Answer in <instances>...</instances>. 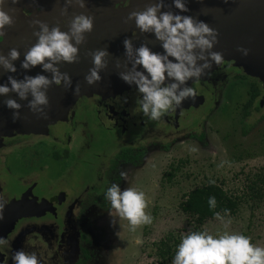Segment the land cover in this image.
Returning <instances> with one entry per match:
<instances>
[{
    "label": "rangeland",
    "instance_id": "rangeland-1",
    "mask_svg": "<svg viewBox=\"0 0 264 264\" xmlns=\"http://www.w3.org/2000/svg\"><path fill=\"white\" fill-rule=\"evenodd\" d=\"M99 1L102 5L100 7L96 3V6H93V13L104 9V14L106 13L113 21V8L119 11L123 1L117 4L113 0ZM134 1L140 2V0ZM133 6L134 10H140L137 3ZM161 11H167V9L163 7ZM192 12L194 13L195 10ZM123 15H125L123 23L127 25L128 22H125L127 13L124 12ZM96 22L98 25H93L92 29L96 38L93 48L108 49L105 46L107 40V44L111 41L123 51L119 50L117 54H115L117 52L115 49L113 50L115 52L108 51L110 63L107 62V66L100 70V73L108 71L107 68L115 69L117 73L126 71L124 64L127 61L124 55L125 37L123 35H126L127 30L122 27L119 31H114L115 27L112 28L109 24L108 33L106 24H101L99 20ZM22 31L20 29L18 33ZM150 34L148 33L147 41L151 38ZM24 36L28 39L29 35L24 32ZM32 39L37 42L38 38L34 35ZM140 40L145 44L143 33L140 39L138 36L136 42L138 46ZM87 53V51L80 52L79 56H83L86 60L82 66L88 74L93 66L87 63L92 59ZM117 59L120 61V68L116 67ZM234 64L233 66L237 67V72H234L235 76L232 75L233 72L229 73L230 76L226 73L222 74L225 71L229 72L226 69L222 71L223 66L228 65L226 62L209 71L211 73V71L221 70L218 90L217 87L214 89L213 86H216V83L210 79L213 85L211 87L216 94L209 100L205 95L197 92L199 90L197 84H208L209 78L201 76L199 79H189L183 87L192 86L195 87L194 90H197H195V99L188 98L187 102L183 101V109H185L183 117L176 120L177 122L173 121L172 115L170 116L172 120L168 122H164L161 118L152 120L155 122L151 126L144 127V135H140L141 126L134 130H129L131 127L128 130L115 129V127H107L108 121L103 119L89 121L91 134L89 131V137L85 138L84 135L78 134L82 127L79 124H76L78 132L66 127L71 116H69L67 107L69 103L64 99L55 104H48L50 108L48 106L45 108L46 119L33 112L25 113L23 117L20 114V118L15 122L23 126L26 131L19 134L30 136H25L16 142L13 140L8 142L9 147L0 148L2 149L0 157L1 153H8L11 157V162L8 161L12 169L9 171L10 184L17 185V189H23L38 179L36 180L38 186L48 181L50 184L46 183L45 186L50 188L56 186L58 182L61 183L62 180L71 179L68 186L70 187V184L76 186L77 174H73L76 170L79 174L80 184L78 186L81 187L74 192L70 191L72 195L67 196L74 200L68 204L72 206L68 225L74 227V230L71 237H63L67 238L66 244L59 242L58 248L57 246L55 248L56 244L52 243V239L49 241L50 236L42 237V234L46 232L43 226L44 228L46 225L50 226L48 219H51V215H44L32 227L28 226L22 232L16 233V226L20 220L24 221L31 213L39 217L38 207L45 199L34 195L29 189L22 195L12 197L10 191L3 187L4 180L0 178V204H4L2 218H0V238L8 241L6 245H0V264H14L12 256L18 250L35 253L39 264H79L82 261L84 264H172V260L162 261L157 251L158 243L160 239L167 238L169 234L174 236L169 239L171 245L175 244L173 239H176L179 244L181 237L189 232L191 223L183 213L180 203L188 191L209 184L210 179L214 180V184L220 186L228 196L234 198L237 206L232 213H220L225 217V221H231L227 227L224 222L214 216L204 221L200 231H207L214 236L224 231L239 233L250 237L254 245L264 247V117H262L264 111L249 110L252 106L248 108L243 106L249 95V82L255 79L263 84L264 81L261 77L255 76L253 74L255 72L247 69L246 62L240 63L237 60ZM128 67L130 68L131 65L128 64ZM74 69L78 73L82 72L80 69ZM239 74L241 76L238 77ZM14 75H17V79H22L25 75L32 76L33 74L31 71L20 68ZM101 77L104 79L106 75ZM105 80L108 82L107 79ZM110 80V82L117 83L116 87L119 91L124 90L125 87L129 89L135 86L125 83L119 76H112ZM102 85L106 87L102 82L92 85L87 82L83 84L82 87H86L84 98L94 99V95L100 92L97 89ZM109 87L112 86L109 84ZM74 88H69V92L73 93ZM64 92L63 82L60 86L56 85V93L51 94L52 100H58ZM90 92H93V96ZM47 93L48 90L46 95ZM14 94L10 96L17 100ZM107 94L111 96L109 90ZM74 99L77 98H69L72 101ZM90 111H92L91 106ZM48 116L51 117L48 118ZM36 117L40 119L32 125ZM142 119L143 116L136 117L133 123L136 122L137 126ZM48 123L52 139L65 140L64 130H66L70 134V141H61L59 145L52 144L51 137L46 136ZM56 124L58 125L55 126ZM36 142L40 143V148H36ZM85 142L86 144L89 142V145L86 146ZM84 147H88L87 152L92 151L93 158L90 157L91 163L87 165L91 164L90 168H94L92 177L89 178L85 187L82 183L85 180L82 175L85 174V167L79 169L80 152L78 151V148ZM140 148L144 149L143 155L133 163L117 158L121 149L137 150ZM192 149L197 151H192ZM55 153L58 155L55 156ZM1 160L3 159L0 158V163ZM222 161L228 163L220 167ZM121 171L127 173L126 178L121 177ZM5 183L8 182L5 181ZM114 183L118 184L121 190L131 187L145 193L149 201L146 212L153 217L150 225H144L131 231L127 220L117 217L114 211H112V216L109 215L111 205L104 193ZM66 186L62 185V188L66 189ZM80 189H82L81 192L77 193ZM49 190L52 188L44 187L43 189L44 192ZM64 197L61 198V208L64 205ZM35 205L37 210H32ZM113 218H115L114 221ZM65 223V218H62V224ZM37 226L38 228L34 230ZM56 235V238H61L60 233ZM68 244L69 247L65 248L64 246ZM83 248L88 252L85 260H83ZM58 249H62L60 253L64 259L56 263L55 258L57 260L60 258ZM50 251H52L51 254Z\"/></svg>",
    "mask_w": 264,
    "mask_h": 264
},
{
    "label": "clouds",
    "instance_id": "clouds-1",
    "mask_svg": "<svg viewBox=\"0 0 264 264\" xmlns=\"http://www.w3.org/2000/svg\"><path fill=\"white\" fill-rule=\"evenodd\" d=\"M3 2L4 0H0V5ZM16 2L17 0H12V3ZM172 4L179 10L178 13L170 10L161 11L165 7L164 2L157 0L142 11L129 12L125 18V22L134 20L141 33H153L164 50L163 53L154 52L144 43L134 48L131 39L125 38L123 41L126 71H121L118 75L125 83L135 84L141 94L137 101L139 111L150 120H159L187 98L195 99V90L181 85H186L189 79H199L205 75V70L212 67V62L216 65L223 63V55L212 51L213 46L218 43L217 29L190 15H181L180 13L189 11L186 0H172ZM72 5L85 8V0H64V6L60 9L61 15L66 14L68 7ZM13 22V17L0 7V40L5 35V26H11ZM31 24L39 26V30L33 33L38 39L25 53L20 67L30 70L39 65L44 72L51 73V78L36 74L25 75L23 79L18 80L9 75L8 84H0V95L15 92L21 100H28L26 106L31 112L46 119L45 108L49 104L46 91L52 84L60 86L62 82L65 89L72 86L70 76L66 72H61L58 65L61 62H79L78 46L85 43V33L92 31L93 17L83 13L74 15L68 22L66 32L61 31L58 24L51 28L40 20H33ZM236 50L242 55H247L249 51L242 46H237ZM87 54L92 57L93 67L89 69L84 79L87 84L92 85L101 80L99 73L107 66L105 58L110 53L104 48L89 51ZM19 57L18 50L12 48L7 56L0 54V66L7 72L15 73L17 68L13 61ZM170 57L173 59H169ZM198 61L203 63H197ZM128 64L131 65L130 68ZM137 66L143 71L138 70ZM116 67H121L118 59ZM166 79L172 82L165 84ZM79 91L80 85L77 84L73 94ZM4 104L13 110L14 121L20 118L19 109L22 105L17 100L8 98ZM225 163L228 162L222 161L219 166L223 167ZM120 175L126 178L127 173L121 171ZM209 183L214 184L215 181L210 179ZM104 196L111 205L109 215L112 216L114 211L117 217L127 220L131 231L153 222L151 214L146 212L149 201L143 191L131 187L121 190L120 186L114 183L107 188ZM208 204L210 209L215 208L214 196L209 197ZM3 207L4 204H0V218ZM228 211L225 209V214ZM215 216L225 223V227L231 223L230 220L225 221V217L220 213H215ZM7 243V240L0 238V245ZM12 259L14 264H39L35 253H26L22 250L16 251ZM172 264H264V247L254 245L250 237L239 233L224 231L214 236L207 231L190 232L181 237Z\"/></svg>",
    "mask_w": 264,
    "mask_h": 264
},
{
    "label": "flooded vegetation",
    "instance_id": "flooded-vegetation-1",
    "mask_svg": "<svg viewBox=\"0 0 264 264\" xmlns=\"http://www.w3.org/2000/svg\"><path fill=\"white\" fill-rule=\"evenodd\" d=\"M122 1H123L122 6H124V4L130 5L131 0H129L128 3H127V0H113V2H115V4H117L118 2H122ZM96 3H97V6L101 7L102 2H100L99 0H85V8H80L76 5H72V6L68 7L67 13L64 15H61V11H60V9L64 6V0H17L16 3H12V0H4L3 4L0 5V7H2L4 11H6L10 16L13 17L14 22L10 27H11V29L14 28L16 30V32H15L16 35H14L16 38L19 37V38L26 39L24 36V32L27 35L28 31L30 33H34L35 31L39 30L38 25L31 24V21H33V20H40L42 22H45L48 24L49 28L58 24L60 27V30L66 32V31H68V22L71 20V18L74 15H78L81 13H83L85 15H91L93 17V25H95V26L98 25L96 20H99L101 22V24L102 23L106 24L107 25L106 29H107L108 33H109V29H108L109 24H111L112 28L115 27L114 31H119L122 27H124V29H126L128 31V29H129L128 26L130 23H127V25H124L123 20L120 19V14H122V12L119 13V11H116V9L113 8L114 18H113V21H111L112 18H110L106 13L104 14V9L103 10L101 9V10L93 13L94 12L93 6H96ZM222 5H223V3H222ZM169 10L172 11L173 13H176V8L173 6V4H172V6H168V11ZM225 11L226 10H222L223 15H224ZM97 14H98V16H97ZM218 15H219V13H218ZM96 16L98 18H96ZM112 22H113V24H112ZM262 22H264V20H262ZM224 25L227 27V25L225 23H224ZM219 26H220V29L223 30L222 29L223 27L220 25V23H219ZM20 29L23 30L22 31L23 33L22 32L18 33V31ZM125 33H126V31H125ZM85 37H86L85 43L78 46L79 53L96 50L93 48L95 43H96V38L93 35V31H91L90 33H85ZM123 37L127 38L126 36H123ZM150 37L151 38H149V41L151 40V42H150V44H151L152 41H154V39H153L154 35L150 36ZM147 38H144V39L147 40ZM229 42L233 43L234 41L230 40ZM114 44L115 43H113L111 41L107 44V40H106L105 46L108 47L107 51H113L114 47H115ZM150 44H148V47L152 51L162 53L161 51L163 48L161 47L160 41H158V44H155L154 42L151 46H150ZM10 49H12V48H9V50ZM9 50L6 51L7 52L6 55L5 54H3V55L7 56ZM119 50L120 49L116 50L117 52L115 54H117ZM113 52H115V51H113ZM105 59L107 60L108 63H110L109 62L110 57H106ZM169 59H173V58L170 57ZM84 61H86V60L83 58V56H79V62H76V63L61 62L58 65V67H59V70L61 72H66L70 76L71 81H72V79H74L75 77L78 78V76L81 77L82 75H84V77H85V75H86L85 72H87V70L84 69L82 66V63ZM228 62L230 63V65L223 66L222 71L224 69H226V70H229V72L225 71L222 74H225V73L229 74V73L233 72L232 75L235 76L236 73H234V72H237V69H236L237 67L233 66V61H228ZM14 63H16V62L14 61ZM80 63H81V65H77ZM87 63H90V65L93 66L92 59L87 61ZM112 63H114V61ZM17 64H20V62H17ZM113 65H115V64H113ZM74 68L80 69L85 74H83L82 72L78 73V71H76ZM107 69H108V71L105 70L99 74L100 75H107V76L114 75V73H115L114 69H110V68H107ZM74 71H76V73H74ZM219 72H221V70H217L215 72L211 71V73L207 75V77L209 78L208 80L213 79L214 80L213 83H216V86H213L210 83L211 80L208 82V84L204 85V83H202L203 86H202V84L201 85L197 84V87L199 88V90H197V89H195V90H197V92L199 94L205 95V97L208 98L207 100H209L210 97H212V96L214 97V94H216V92L214 90L215 87H217V90H218V85H219L218 78H219V74H220ZM253 74L255 76H257L258 78L261 77V79H263V81H264V77H262L261 75L258 76L257 73H253ZM50 75H51V73H50ZM229 76H230V74H229ZM239 76H241V75L239 74L238 77ZM104 79H106V78H104ZM168 80H170V79H168ZM99 82H101V81H99ZM107 84L108 85L110 84L112 87L108 88ZM107 84H104V86H106V87H103V85H102V87H99V89H97L100 92H99V94L94 95V99H92V98L90 100L85 99L84 98L85 96H83L84 90L80 93V96L77 97V99H74L73 101L68 99L69 104L67 107H68L69 116H71V117H70V120L67 122L68 126H66V127L73 129V131L77 130V132H78V128H76V126L79 124L82 127L80 128L81 131L78 134L84 135L86 138L87 136L89 137V131L91 134V130H90L91 127L89 125V121L94 122L96 120L105 119L108 121L107 127H115V129L117 128V129H124V130L127 129L128 130L130 127L132 128V126H133L134 128H132V129L130 128L129 130H134L138 126H141L140 135H142V134L144 135V132H145L144 127L146 125L151 126V124L155 121L150 120L148 117L144 116L142 113L139 112L137 101L141 98V94L138 92L137 88L136 87L129 88V89L124 88V90L121 89V91H119V89L115 86L116 84L114 82H112V83L107 82ZM98 86H99V84L97 85V88H98ZM113 86H115V87H113ZM211 86H213L214 89H212L213 87H211ZM248 88H249V95H248L246 102L243 104V106H245L247 108L252 106V109L249 108V110L264 111V82L262 84L260 81L252 79L251 82H249ZM108 90H109V92H111V96H109L107 94ZM90 94H91V96H93V92H90ZM56 102H59V101H55V103ZM90 106H91L92 111H90ZM48 108H50L49 105H48ZM183 110H185V109H183V101H182L181 105L175 106L174 109L172 108L168 111V112H173L172 114L167 113V114L163 115L161 117V120H163L164 122H168V121L172 120L170 117L172 115L173 121L177 122L178 119H180V117L181 118L183 117ZM51 112H53V111H51ZM142 116H143V119L140 120V122L136 126V122L134 124L133 120L136 117H142ZM50 117L51 116H48V118H50ZM262 117H264V116H262ZM47 125H48V132H47L46 136H47V138H49V136L51 137L50 130H49V123ZM57 125L58 124H56L55 126H57ZM150 130H151V128H150ZM64 133H65V140L64 139H55L54 140L51 137L50 139L52 140V144L55 143V144L59 145L58 143L61 141H67V142L70 141L69 132L64 130ZM74 133H76V132H74ZM25 136H30V135L23 134L21 136L20 134H16L13 136H11V135L8 136L6 134L5 135L2 134V135H0V148H2L4 146H5V148H7V147H9L7 145H9L10 142H12L13 140H14V142H16L18 140H21ZM90 137H91V135H90ZM84 144H86V142ZM36 145H37L36 148H40V143L36 142ZM88 145H89V142L86 144V146H88ZM42 146H43V144H42ZM80 147H82V145ZM85 147L84 148H78V151L80 152V154H79L80 155L79 169H82L83 167H85L84 168L85 174L81 173L85 177V180L82 182L84 187H85V184H87L89 182V178L92 177L91 175L94 172V170H93L94 168L93 169L90 168L91 164L87 165L88 163H91L90 160H92V159L90 157L92 156V158H93V154H91L92 151L89 150L87 152L86 149H88V147L87 148H85ZM1 151H2V149L0 150V152ZM143 151H144L143 148H140L137 150L121 149V151L118 152L117 158L126 160L130 163H133V162L137 161L138 159H140L141 155H143ZM138 152H140L141 154H139L136 158H134L133 155L138 153ZM123 153L131 154V157L125 158L121 155ZM56 155H58V153H55V156ZM0 158L3 159V160H1L2 162L0 163V178L4 180V182H2L3 187L5 189H7L8 191H10V193L12 194L11 195L12 197H16V195H20V194L22 195L23 192L26 193V192H28L27 190L29 189V191H31L34 195L40 196V197H42V199H45L43 201L42 205H40L38 207V214H39L38 216L39 217L37 218L36 217L37 214L34 215L31 213L30 216L28 218H26L24 221L20 220L19 224H17V226H16V230H17L16 233L22 232L28 226L32 227L33 224L35 222L39 221L38 219H40L44 215L45 216L51 215V217H50L51 219H48L49 220L48 224L50 226L46 225V228H44L45 226H43V230H45L46 232H44L45 234L44 233L42 234V237L50 236L49 241L52 239L51 240L52 243L54 245L56 244L55 248H56V246L58 248L59 242H61L63 245L66 244L67 238L65 239L63 237H71L72 231L74 230L73 229L74 227L68 225V223L70 221L69 213L71 212V208H72V206H70L68 204H70V202H74V200L71 199V197L67 198V196L72 195V193H69L70 191L74 192V191H76V189H79L81 187V186H78L80 184V182L78 181L79 180L78 171H76V170L73 171V174H77L76 186H74L72 184H70V187L68 186L71 179L62 180V181H60L61 183L58 182L59 184L57 183L56 186L50 187V188H52V190H49L48 192H44L43 191L44 187H46L47 189H50L49 186H45V184L46 183L50 184V183L48 181H46L44 184L41 183L40 186H38L39 185L38 181L36 182V180H38V179H36L29 186H27L23 189H17V187H18L17 185L13 186L9 182V178H10L9 171H12V169H10L11 164L8 163V161L11 162L10 155H8V153L7 154L1 153ZM87 167H89V169ZM5 181L8 183H5ZM62 185H67L66 189L62 188ZM82 189L78 190L77 193L81 192ZM61 190H63V191H61ZM63 196H65L64 197L65 199L63 201V204H64L63 208H61L60 203H61V198ZM37 206H38V203H37ZM32 210H37L36 205L32 207ZM60 218H61V220H60ZM62 218H65V221L67 224L66 223L62 224ZM25 221H27V222H25ZM36 228H38V226L34 227V230ZM39 230H40V227H39ZM57 233H60L61 238H59V237L56 238ZM66 233H67V235H66ZM57 242H58V244H57ZM64 247L65 248L69 247V244L67 246H64ZM62 249H60V250L62 251ZM60 250L58 249L59 253L61 252ZM82 251H83L82 252L83 260H85L88 257V252L85 248H83ZM51 252L52 251H50V254H51ZM59 255H60V258L58 260L55 258L56 263H58L62 258L64 259V257L62 256L61 253ZM79 264H84V261L80 262Z\"/></svg>",
    "mask_w": 264,
    "mask_h": 264
},
{
    "label": "water",
    "instance_id": "water-1",
    "mask_svg": "<svg viewBox=\"0 0 264 264\" xmlns=\"http://www.w3.org/2000/svg\"><path fill=\"white\" fill-rule=\"evenodd\" d=\"M132 3L124 4V6L121 7L119 10L120 19H124L125 15L124 12L128 13L134 10V4H138L139 11H142L146 8V6L150 4H154L157 2V0H140V2H136L134 0H131ZM130 1V2H131ZM129 0H127V3ZM165 8L168 11V6H172V0H163ZM223 3V5H222ZM187 7L189 9L188 12L180 13L181 15H190L196 19L202 20L205 23H207L210 27L217 29L219 35H218V43H216L212 51L220 52L223 55V63L227 62L228 65L230 63L228 61H233V64H236V61L238 60L240 63L246 62L248 67L247 69L251 70L252 72L257 73L258 75H261L264 77V0H186ZM192 10L195 12L193 13ZM222 10H226L224 15L222 14ZM179 10L176 9V13H178ZM219 13V15H218ZM197 15V16H196ZM127 17V16H126ZM124 21V20H123ZM129 24V29L126 31L127 38L131 39L133 45L137 44L138 36L140 39V35L142 33L140 30L135 26L134 20L127 21ZM220 25L223 27L221 30ZM224 23L227 25V27L224 25ZM5 35L2 40H0V54H7V50L9 48H15L20 53L19 59L15 60V64L17 70H20V64L21 61L24 59V55L27 52V50L36 43L33 38V33L27 32L28 39L15 37L16 30L14 28L11 29L10 26H5ZM135 32V35H134ZM140 34V35H139ZM154 34L151 33L150 36H153ZM143 37L147 38L148 33H143ZM154 41L150 44V41H147L144 39L145 44L150 46L153 44H158V40H156L154 36ZM234 41L233 43H230L229 41ZM141 45V40L139 43V46ZM114 49L118 50L119 47L114 44ZM138 44L135 47H139ZM237 46H242L243 48H247L248 54L242 55L239 51H237ZM134 47V48H135ZM121 51V50H120ZM123 52V51H121ZM120 52V53H121ZM164 52L163 49L161 51ZM242 61V62H241ZM17 62H20V64H17ZM203 63L202 61H200ZM234 64V65H235ZM221 65V64H220ZM219 65H216L214 62H212V67L210 69L205 70V75H202V77H207V73L212 70L213 68H216ZM138 70L143 71V69L140 66H137ZM32 76H35L36 74H42L49 79L51 78L50 72H44L42 67L37 65L35 67H32L30 70ZM17 72V71H16ZM114 75L107 76L106 79L108 80V83L110 82L112 76H119L118 73L114 69ZM15 73H10L5 71L2 66H0V84H8L7 77L9 75H12L14 78L17 77V75H14ZM85 74V73H83ZM87 74V73H86ZM102 76V75H100ZM82 78V79H81ZM84 75L81 77L78 76V78L72 79V86L76 87L77 84L80 85V91L79 93L73 94L69 92V88L65 89L64 95L58 100H65L68 101L69 98H77L80 96V93L84 90L86 87H82L83 84H85ZM17 79V78H16ZM23 79V78H22ZM102 79V77H101ZM19 80V79H18ZM102 83L107 84L105 82V79L100 80ZM99 82V81H98ZM115 83V82H114ZM171 83V80L166 79L165 84ZM117 84V83H115ZM135 85V84H134ZM10 87V84L8 85ZM108 88L109 85L107 84ZM116 86V85H115ZM113 86V87H115ZM126 86V84H125ZM52 88H48L47 97L49 99V104H55V101L52 100V93H56V85L52 84ZM70 87V88H71ZM135 87V86H134ZM183 87V85L181 86ZM192 87V86H191ZM126 88V87H125ZM195 88V87H192ZM73 92V91H72ZM15 92H10V94ZM8 93L7 95H0V135L6 134L8 136H13L15 134H22V132L26 131L23 126L17 125V123L12 119V112L13 110L8 109L4 101L8 98H12ZM14 96H16L18 103L22 105L21 109H19L20 114L25 113H32L29 108L26 106L28 103V100H21L17 94L15 93ZM13 99V98H12ZM28 99H31V96L29 95ZM188 99V98H187ZM187 99L183 100L187 102ZM55 106V105H54ZM53 106V107H54ZM40 119V118H39ZM37 117L34 119V122L31 124L33 125L37 120ZM21 121V120H19ZM25 121V120H24ZM22 123V122H21ZM24 125V123H22Z\"/></svg>",
    "mask_w": 264,
    "mask_h": 264
},
{
    "label": "trees",
    "instance_id": "trees-1",
    "mask_svg": "<svg viewBox=\"0 0 264 264\" xmlns=\"http://www.w3.org/2000/svg\"><path fill=\"white\" fill-rule=\"evenodd\" d=\"M139 154L141 153L138 152L134 154L133 157L136 158ZM121 155L125 158L131 157V154L127 153ZM212 196L216 199V206L214 209H210L208 204V199ZM236 206V200L228 196L226 192L216 184L209 183L191 189L185 194L184 200L180 203L183 213L189 218L191 223V228L186 234L200 231V227L204 221L214 217L215 213H224L225 209L229 210L228 213L234 212ZM166 237L167 238L160 239L157 250L163 262L173 259L178 244L176 239H173L174 245H171L169 242L170 237L174 236L168 234Z\"/></svg>",
    "mask_w": 264,
    "mask_h": 264
}]
</instances>
